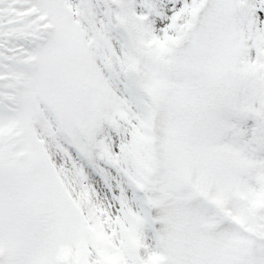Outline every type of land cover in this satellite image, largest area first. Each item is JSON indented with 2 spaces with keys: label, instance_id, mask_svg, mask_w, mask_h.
Masks as SVG:
<instances>
[{
  "label": "snow or ice",
  "instance_id": "snow-or-ice-1",
  "mask_svg": "<svg viewBox=\"0 0 264 264\" xmlns=\"http://www.w3.org/2000/svg\"><path fill=\"white\" fill-rule=\"evenodd\" d=\"M0 264H264V0H0Z\"/></svg>",
  "mask_w": 264,
  "mask_h": 264
}]
</instances>
